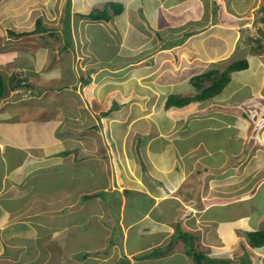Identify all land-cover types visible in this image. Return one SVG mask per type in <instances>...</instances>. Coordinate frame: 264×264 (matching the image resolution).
<instances>
[{
    "label": "crops",
    "instance_id": "crops-1",
    "mask_svg": "<svg viewBox=\"0 0 264 264\" xmlns=\"http://www.w3.org/2000/svg\"><path fill=\"white\" fill-rule=\"evenodd\" d=\"M115 1L123 2L124 11L129 15L143 8L142 3L150 6L151 26L148 27L146 23L141 26L147 32L152 31V24H160L162 15L157 20L156 13L159 9L176 16L173 11L181 8L175 12L178 19L175 20L177 25L171 29L173 31H169L167 27L163 32H156L159 43L153 39L154 43L145 53L150 55L148 58L153 61L151 64L159 71L153 78L147 77L149 82L145 80L146 85H158L165 91L158 96L155 94L156 90L152 89L147 108L153 107L157 99H161L164 105L157 112L155 108L150 109L149 111L155 112L148 119L147 116L152 112L141 113L132 98L124 101L129 91L124 90L125 93L115 94L113 98L108 91H104L101 97L102 94L99 93L102 90L94 89L92 93L99 97V105L106 101L105 107L97 111L96 101L91 106L86 96L84 98L80 95L82 83L78 82L73 91L77 98H70L73 109L68 112L74 115H68L64 119L57 114L42 115V102L33 101L35 95L29 85L22 87L7 83L9 93L0 98V147L7 146L4 148L12 153L11 157L16 155L21 163L35 162L37 172H28L27 181L30 178L32 180L27 187L28 195L22 199L6 192V177L0 175V199H6L5 204L0 203V209L8 214L19 215L9 225L11 235L7 236V242L0 245V264H121L123 259L129 264H180L177 253L187 258V264H195L186 251L184 241L179 238L180 230L195 237L197 251L200 250L198 247L221 251L222 255L219 257H211L206 253L211 258L240 264L238 255L242 254H238V248L243 244L250 252L252 264H264V246L251 248L245 240V233L264 229V210L257 207L259 205L256 201L260 189L264 188V48L260 51L261 49L252 47L245 40V44L241 45L244 31L241 30L240 19L236 21L231 16L233 13L241 16L246 12L248 3L244 4L246 0H241L236 4L235 0H230L226 5L228 7L224 9L221 8L224 4L222 0H191L200 5V12L193 13L188 6L183 5V0H153L152 3L143 2L144 0ZM164 2H172L173 11L167 12L162 7ZM215 5H218L216 9ZM215 11L218 12L216 17ZM141 16L140 12L135 19L139 24L144 23L145 17ZM154 17L155 21L152 22ZM168 21L167 15L165 23ZM193 23L203 26L195 28L192 27ZM130 26L129 22L127 26H122L120 32L126 35ZM157 28L158 26L154 27L155 31ZM215 29L219 32L214 31ZM250 33L248 31L251 36ZM208 34L211 36H207ZM212 36L221 41L223 47L219 52L210 53L207 64L200 66L204 63L199 61V47L192 41L199 39L200 42V37L206 39ZM205 49H208L206 44ZM224 57L230 58L227 66L238 59H247L249 67L233 72L221 94L211 99L195 101L184 107L166 108V101L171 93L181 96L196 94L197 89L193 86L192 79L219 69H211L210 65L216 64L217 60L220 64ZM2 60L4 62L0 63L6 62L5 59ZM166 71L170 72L167 76L170 81L167 83L162 81ZM137 78H141L137 81H143L146 77L141 74ZM22 82H28V78L23 77ZM37 91L45 94V90ZM46 91L51 93L53 89ZM107 96H110L108 100ZM235 97L239 98L235 100ZM252 97L256 99V103L262 104L259 106L260 113H253L255 118H250L248 112L233 113L228 122L224 121L222 116L226 110L234 112ZM33 104L39 105L40 109L32 106ZM114 106L117 108L114 109ZM43 107L46 111L50 108H46L45 104ZM63 109H60L61 112ZM102 112L108 113L101 117ZM68 118L71 120H67ZM203 124L209 130L227 134L231 139L233 134L237 146L233 150L225 147L211 150L203 140L194 141L196 135L206 129L199 127ZM195 126L196 129L190 132L189 129ZM227 126L228 133L227 129L223 130ZM83 128L89 129L91 140L85 141V137H81L87 133ZM231 129L235 133H230ZM64 135H69L71 139L75 137L76 144H71V140H63ZM249 139L253 140V144L246 148V153H242L247 146L246 140ZM187 141L188 144H185ZM80 142L87 144L86 148L90 150L94 148L100 153V159L106 161L104 169L111 171L109 177L104 176L105 172L101 168L102 179L95 172L93 180H100V191L111 192L116 195L115 200L108 201L105 196L101 198L103 193L99 194L100 191H97L92 195L85 194L82 202L95 199L101 201L102 206H80V202L75 206L69 203L67 207L64 204L57 214L52 210L48 211L45 204H34L27 200L32 192L41 198L50 197L40 189L45 182H55L62 171L70 176L69 182H73L76 178L72 174L73 170L67 172L62 168L71 166L70 163L74 162L71 159L66 162L67 155L71 150L77 151ZM2 148L0 166L3 165L5 171L9 166V159L4 158L5 149ZM214 152L221 154L220 164L210 168L205 159L213 157ZM243 163L245 164L241 169ZM7 179L14 181L8 177ZM117 183L121 189L124 186L127 189L120 191L119 186L116 187ZM20 185L26 189L25 185ZM55 193L51 196L64 197L63 188H57ZM168 200H173L169 206L165 204ZM13 202L15 205L9 208ZM143 202L146 203L144 207L141 205ZM215 208L221 211L210 217L208 213ZM252 214L256 215L255 221ZM75 215L77 219L73 218ZM107 217L113 220L111 224L105 223ZM4 224L5 222L0 223V227ZM132 227L135 235H138L135 242L130 239ZM6 228L1 230L3 234L9 229ZM121 230H124L123 234ZM18 236L28 239L22 244L11 241ZM156 250L163 252L155 254Z\"/></svg>",
    "mask_w": 264,
    "mask_h": 264
},
{
    "label": "rangeland",
    "instance_id": "rangeland-1",
    "mask_svg": "<svg viewBox=\"0 0 264 264\" xmlns=\"http://www.w3.org/2000/svg\"><path fill=\"white\" fill-rule=\"evenodd\" d=\"M68 1L69 0H0V62H4L2 59H5L6 61L5 63H0V73H2V75L4 76L6 84L3 97L7 96L9 93L7 83L8 85H17L22 87L25 85H29L32 89V93L35 95V99L33 101L42 102V115L50 116L57 114L58 116L66 119V116L74 115V113H68L73 109V103H71L70 98H77L76 92H73L75 91L74 87L78 82H81L82 77L86 78L89 76L92 78L91 83L89 84V86H80L82 88V90H80V95H82L84 98L86 96V99L91 103V106H93V102L96 101V103L98 104V109L96 108L97 111H100V108L105 107L106 101L103 102L104 104L99 105V97L95 93H92L94 92V89L102 90V92L99 93L102 94L101 97L103 96L104 91H108L112 93L113 98L115 97V94L125 93L124 90H127L126 92L129 91L126 94L128 96L124 101L132 98L131 100L136 101V105L141 109V113L152 112L149 110L153 108H155L157 112V110L160 109L162 105H164L162 103V100H158L157 97L162 92L165 93V91L158 85H156V87L150 85V83L146 85L145 80L147 79V77L153 78L154 74H157L159 71L156 70L157 67H155L154 64H151L153 61L148 58L150 55H145V53L148 51V47L151 44L156 41L159 43V38L156 37V32H163L167 27L169 28V31H173L171 29H174V26L177 25L175 20L178 19V14H176L175 12L180 11L181 8H177L175 11H173V9H171L172 2L169 4L167 2H164L162 7H164L169 13L173 11V14L176 16L170 15L168 13H163V10L159 9L156 12L157 20H159L160 15L162 16L160 17V24L158 23L157 25V30L155 31L154 29V27H157L155 26L157 23L156 22L152 24L154 26L152 28V31L147 32L141 29V26L145 25V23L148 25V27L151 26V13L149 11L151 7L145 6L144 3H142L143 8L131 12L130 15L123 11L121 14L113 16V18L109 22H91L90 20L83 18V15L89 13L92 8L96 6L101 7L108 1L71 0L70 8L72 11V20L70 26L71 30L68 34L70 35L69 41L73 42L74 48L72 50L69 47V49L67 48L64 52H60V48H63L67 42V40H65L66 36L65 34H63L62 30L66 25L65 16L67 14L66 9ZM229 1L230 0H222L225 5L223 4L221 8L226 9L228 7L226 5L229 3ZM240 1L241 0H235L236 4L240 3ZM143 2L152 3L153 0H144ZM244 4H247L246 12H244L241 16H239L238 13H233V15H231L234 19H237L236 21H239L240 19L239 22H241V30L244 31V34L242 33L241 38L242 43L240 42L241 45L245 44V41L249 43V38L255 39L257 37H262L263 32H258V28H264L263 21H258L256 19L253 20V15L255 13L254 11H258V8L264 5V0H246ZM183 5L188 6V9L193 13L200 12V5L196 1L191 2V0H183ZM144 8L148 9V11H146ZM140 12L142 13L141 17H145L144 23L141 24L137 23L135 20L137 19ZM217 13V11L214 12L215 17ZM167 15L169 21L166 24L165 19ZM258 15V18L263 17L261 12H259ZM155 18L156 17L152 19V22L155 21ZM38 20L41 21V25L46 28L47 32L43 34L32 32L36 28ZM129 22L131 24L130 30L126 35L122 34L120 32V29L122 28V26H127ZM243 22L244 24L242 25ZM199 26H203V24L194 25L193 23L192 25V27L195 28ZM10 30L14 31L15 33L28 34L15 36L9 32ZM214 31L219 32L218 29H215ZM248 31H251V36L248 35ZM207 36H211V34H208ZM213 37L214 36L207 37L206 39L205 37H200V42L199 39H195L192 41L196 43L197 47H199V61L201 63H204L200 64V66L207 64V62L209 61H207V59L211 55L210 53L219 52V49H222L223 47L222 42L214 39ZM263 38L264 37H262V39ZM153 39L155 40L154 42ZM126 41H128L130 44L128 42L125 43ZM205 44L208 49H205ZM143 54L145 55L144 57ZM234 58L236 57H233V59ZM217 61L216 64L210 65L212 67L211 69L218 67L219 70H221L225 68L230 62V58L228 59L227 57H224L220 60V64H218ZM56 72L59 73V76L54 75V73ZM13 73H16V76L14 78L11 77ZM169 73V71L165 72L164 75L166 76L162 78L163 82L167 83L170 81V78L167 77ZM141 74H143V77L146 78L143 81H137L138 79H141L137 78ZM23 77H27L29 83L21 82ZM151 83L153 82L151 81ZM49 88H52L53 92L51 91L50 93L46 91ZM37 89L45 90V94H41V92L37 91ZM152 89L156 90L155 94H157L158 96L156 97L157 100L155 101V103H153L154 106L148 109L147 107L150 100L148 96L151 94ZM109 97L110 96H107L106 100H108ZM238 98L239 97H235V100H237ZM256 102V99L252 97L246 104H243L242 107L233 110L234 112H232V110H226V112L223 113L224 116H222L224 121L228 122V120L232 118L233 113L248 112L247 114L248 116H250V118H255L256 115L253 113H260L261 107L259 106L262 105H259V103ZM43 104L46 105V108L50 107L48 111L44 110ZM39 105L37 106L36 104H33L32 106H37L40 109ZM51 105L56 106L55 108H53ZM61 108H64L62 112L60 110ZM154 112L155 111H153L152 114L148 115L147 118L150 119ZM262 113H264V111H262ZM69 119L70 118H68L67 120ZM258 120H260V118ZM70 123H73V121H71ZM219 125H221V122L219 123ZM199 127H204L206 129L197 134L196 137L194 136V141L197 142L199 141V139L203 140L211 150H216V148L218 149L220 147H225L226 149L233 150L238 144L236 140H234L233 134H231L233 138L231 139L230 137H227V134L209 130L207 127H205V124ZM47 129L49 130L51 129V127ZM194 129H196V126L195 128L192 127L191 129H189V131H194ZM225 129H227L226 131L228 133L229 127L227 126L223 130ZM82 130L85 129L83 128ZM85 131L87 133L81 135V137H85V141L91 140L89 129ZM233 132L234 131L231 129L230 133ZM252 133L253 131L251 132V134ZM2 135L7 137V135ZM62 137L66 142H69L71 140V144H76L75 137H73L72 139L69 135H64ZM43 140H45V138ZM252 141L253 140L250 139L246 140L247 146L244 147L242 153H246V148L250 147V144L252 146ZM143 142L146 143L145 138H143ZM185 144H188V141L185 142ZM86 145L87 144H83V142H80V146L78 147L77 151L73 152L71 150V153L67 155L68 158L66 162L69 159L73 160L74 162L70 163L71 166H65L62 168L67 172L68 170H73L72 174L76 176L73 182L72 180H70L69 182L68 179L70 176L65 175L62 171L60 172L61 174L57 177L55 182H45L43 184V188L40 189L42 193H45V195L48 194V196L50 197L41 198L37 193L32 192L31 196L27 198V200L32 201V203L34 204H45L46 206H48V211L52 210V212L54 211L56 212V214L61 210L64 204L67 207L69 203L75 206L78 204V202H80V206H84L85 204L95 207L102 206L103 203L101 201H95V199H91L86 203L82 202V197L85 194L92 195L93 193L100 191V180H97L96 182L93 180L95 177V172L100 179H102L101 168H103V171L105 172L104 176L106 175L109 177V175L111 174V171L109 169L108 171L104 169V167L106 166V161L104 159L102 160V158L100 159V153H98L94 148H92V150L86 148ZM181 145L183 146L184 142H182ZM1 147H3L2 149H5V152L3 154L4 158L9 159L7 160L9 166L5 171H3V165L0 166V175L4 176V178L6 177L4 181L7 188L6 192H9L12 196H17L18 199H22L23 197L28 195L29 190H27V187L32 180L30 178V180L27 181L29 179L28 172L33 174L37 172L35 162L21 163V160L19 158V161L16 159V155H13L11 157L12 153L4 148L7 146ZM214 153L215 154L213 157H207L205 159L210 168L212 166L215 167L220 164L219 157L221 156V154L218 152ZM3 156L1 157L3 158ZM244 164L245 163L241 165V169L244 167ZM31 165L33 166L31 167ZM90 175H92V177ZM7 177L11 180L13 179L14 181H7L9 180L7 179ZM34 177L39 176L34 175ZM37 179L39 180V178ZM21 183L26 186V189L22 185H20ZM118 186L119 184L117 183L116 187ZM57 188H63L64 197L55 198L51 196L56 194L55 190ZM262 188L257 195L256 201L259 205L257 207H261V209L264 210V188ZM124 189L127 188L124 186L121 189L119 186L120 191H123ZM111 190H113V188H111ZM104 192L107 191L102 190L99 192V194H102ZM103 196H105L104 198H107L108 201H113L116 198V195H112L111 192L104 193L101 198ZM5 201L6 199L4 197H1L0 203H2V205L6 203ZM172 202L173 200H168L165 202V204L169 206V204ZM10 204L11 206L9 208H11L12 205L14 206L15 202ZM107 204L113 205V203L110 202H107ZM145 204L146 203L143 202L141 204L142 207H144ZM220 211L221 209L215 208L213 210H210L208 214L210 217H213L216 214H219ZM6 214L8 213H5L0 209V216L2 217L0 218V223L5 222V224L0 227V245L7 242V236L11 235L9 225L12 223V221L15 220V218H19V215H16L15 213L8 215ZM255 217L256 215L252 214L253 221H255ZM24 218L25 215H23V219ZM73 218L77 219L78 217H76L75 215ZM231 218H233V216ZM180 220L182 223L183 216L180 218ZM112 221L113 220L110 219V217H107L105 223L108 225L111 224ZM187 223L189 225V222ZM6 227L9 229H7ZM5 228L7 230H5L4 236L2 231ZM121 233L123 234L124 230H121ZM135 234L136 232L132 227V233L130 235V239H132V242H135L136 237L138 236ZM23 237L24 236H18L14 239H11V241L13 242L14 240H16L17 242H21L22 244L23 241H27L28 239V237ZM245 240H247L249 244V238L247 236H245ZM202 246L204 247V245ZM198 249H200L199 251L202 250L203 252L207 253L211 257H219L222 255L221 251L218 249L202 247H198ZM238 254H242L241 256L238 255L240 264H252L250 252L245 247V245L240 244L238 248ZM176 257L178 258L180 264L182 262L184 264H187L188 260L182 254L177 253ZM120 262L123 263L126 262V260L123 259Z\"/></svg>",
    "mask_w": 264,
    "mask_h": 264
},
{
    "label": "trees",
    "instance_id": "trees-1",
    "mask_svg": "<svg viewBox=\"0 0 264 264\" xmlns=\"http://www.w3.org/2000/svg\"><path fill=\"white\" fill-rule=\"evenodd\" d=\"M71 0L67 3V14H66V25L63 28L62 32L65 34V40H67L66 45L63 48H60V52H64L69 47L73 50V42L69 41L70 35L68 34L71 30V20H72V11L70 8ZM218 5H215V9ZM123 10V4L119 2L110 1L107 3H104L101 7L96 6L92 8V10L83 15V18L90 20L91 22H99V21H105L109 22L113 16L119 15ZM257 12H261L263 17H259L257 20L264 22V5L260 6L258 8ZM11 34L15 36L20 35H26L28 33H15L14 31H9ZM35 33H45L47 32L46 28L41 25V21H37L36 28L32 31ZM258 32L262 33V37H264V29L262 27L258 28ZM262 37H257L255 39H248L249 43L253 45L256 49H263V39ZM177 41V40H176ZM249 67L248 61L246 59H240L236 60L230 65H228L225 69H214L207 73L197 75L192 79L193 86L197 89V93L190 96H181L176 94H171L167 101H166V108L170 107H184L192 102L195 101H204L211 99L223 91V89L228 85V83L231 80V74L232 72L246 70ZM16 75H12L11 77H15ZM19 76V75H18ZM10 77V78H11ZM10 80V79H9ZM26 80V79H25ZM92 78L91 77H82L81 83L83 86H87L91 83ZM22 82V80H21ZM206 84V85H204ZM5 78L0 73V98L3 97L5 93ZM114 109L117 108V106L113 107ZM108 113V112H107ZM107 113L102 112L101 117H104ZM99 117V118H101ZM128 192V191H127ZM104 194V193H103ZM88 197H84V199H87ZM246 236L249 238V245L252 248H260L264 246V229L253 232V233H247ZM179 238H181L186 246V251L188 254H190L194 260L195 264H231L232 261L230 260H223V259H214L209 257L205 252L197 251L195 249V237L188 233L183 232L180 230ZM244 249V248H243ZM159 252H163L162 250H156L154 253L157 254ZM153 254V253H152ZM122 264H129L127 261L126 263L123 262ZM233 264V263H232ZM242 264V263H241Z\"/></svg>",
    "mask_w": 264,
    "mask_h": 264
},
{
    "label": "clouds",
    "instance_id": "clouds-1",
    "mask_svg": "<svg viewBox=\"0 0 264 264\" xmlns=\"http://www.w3.org/2000/svg\"><path fill=\"white\" fill-rule=\"evenodd\" d=\"M114 2H119V3H121L120 1H114ZM122 4H123V3H122ZM124 10H125V6H124V4H123V10H122V12H123ZM122 12H121V13H122ZM254 12H255V13H254V18H253V20H255V19L257 20V19H258V16H259V15H258L259 12H257V11H254ZM121 13H120V14H121ZM115 16H117V15H115ZM262 16H263V15H262ZM243 24H244V22L242 23V25H243ZM259 28H260V27H259ZM262 28H263V27H262ZM263 29H264V28H263ZM251 46L253 47V45H251ZM263 46H264V41H263ZM263 48H264V47H263ZM260 51H262V49H261ZM246 60H247V59H246ZM236 72H237V71H236ZM232 73H233V72H232ZM13 74L15 75L16 73H13ZM13 74H12V75H13ZM54 75L59 76V73L56 72V73H54ZM246 234H247V233H245V236H246ZM241 236L243 237V235H241ZM249 246H250V245H249ZM251 248H252V247H251Z\"/></svg>",
    "mask_w": 264,
    "mask_h": 264
},
{
    "label": "bare ground",
    "instance_id": "bare-ground-1",
    "mask_svg": "<svg viewBox=\"0 0 264 264\" xmlns=\"http://www.w3.org/2000/svg\"><path fill=\"white\" fill-rule=\"evenodd\" d=\"M207 186V185H206ZM14 241H16V240H14Z\"/></svg>",
    "mask_w": 264,
    "mask_h": 264
}]
</instances>
